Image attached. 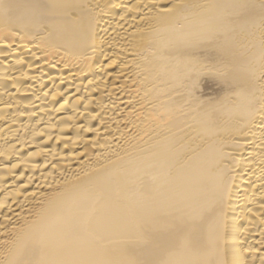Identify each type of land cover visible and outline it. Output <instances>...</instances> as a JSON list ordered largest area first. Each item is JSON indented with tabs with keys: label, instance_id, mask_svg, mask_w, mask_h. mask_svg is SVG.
<instances>
[{
	"label": "bare ground",
	"instance_id": "bare-ground-1",
	"mask_svg": "<svg viewBox=\"0 0 264 264\" xmlns=\"http://www.w3.org/2000/svg\"><path fill=\"white\" fill-rule=\"evenodd\" d=\"M0 264H264V0H0Z\"/></svg>",
	"mask_w": 264,
	"mask_h": 264
}]
</instances>
